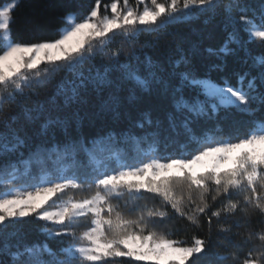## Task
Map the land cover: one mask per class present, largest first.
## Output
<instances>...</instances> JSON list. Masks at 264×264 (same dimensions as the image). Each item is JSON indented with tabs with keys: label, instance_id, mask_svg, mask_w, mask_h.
Listing matches in <instances>:
<instances>
[{
	"label": "snow or ice",
	"instance_id": "snow-or-ice-1",
	"mask_svg": "<svg viewBox=\"0 0 264 264\" xmlns=\"http://www.w3.org/2000/svg\"><path fill=\"white\" fill-rule=\"evenodd\" d=\"M17 3L13 0L0 8V113L5 103L24 97L25 89L49 82L60 72L76 77L71 88L63 82L57 86L69 103L79 99L90 83L111 85L114 81L109 79L108 67L103 72L97 70L92 77L82 71L83 65L93 58V51L105 48L110 53L109 61L121 70L120 79L133 82L135 89L142 92H170L172 110L166 114V129L164 121L154 122L150 112L143 113L135 127L144 129L155 123V128L139 140L131 132L101 135L100 139L109 143L120 137L139 144L147 141L148 147L138 148L131 157L116 151L98 163H92L95 156L84 138L54 144L44 139L32 147L27 137L12 128L9 117H0V184L4 185L0 192V264H115L117 258L139 264H196V259L212 248L213 218L215 231L239 236L246 243L260 242L253 243L241 264H264V229L234 231L242 219L253 214L264 223V115L249 121L250 126L242 135L225 133L220 127V119L230 121V127L235 128L240 122L237 114L255 117L254 105L264 108V91H257V81L264 87V54L251 57V67L258 68V74H238L235 86L227 79L216 83L192 71L182 73L177 86L156 71L144 74L139 67L119 63L122 49L112 51L109 47L117 35L135 38L145 30L159 31L220 8L228 23L243 25L250 41L264 44V6L250 18L249 9L241 0H135V6L129 0H122V5L121 0H113L111 15H101V2L96 0L83 19L76 13H66L59 38L24 43L14 38L10 29ZM228 43L241 44L237 33L230 34L222 52L231 51ZM117 104L114 96L106 108L116 112ZM221 111L224 115L218 118ZM209 121L216 123L209 126ZM70 123L67 119L49 120L41 134L47 137L56 128L67 131ZM95 142L93 138L92 143ZM25 148L27 157L21 152ZM169 148L174 150L169 152ZM81 152L88 163L77 161ZM52 157L58 165L48 168ZM64 160H71L70 169ZM36 167L38 173H34ZM18 173L23 183H17ZM85 189L94 191L79 199L68 195L70 190ZM144 193L158 197L159 206L137 205L131 209L135 215H131L118 210L120 206L112 202L125 195L135 202ZM169 208L186 220V228L203 229L204 216L207 237L193 236L191 243L186 244L170 238L171 233L156 231V218H168ZM33 215L54 226L44 229L49 239L67 236L71 240L55 250L47 240L12 243L8 236L10 225ZM230 216L237 217L231 224L223 219ZM82 224L86 226L78 231ZM216 255L222 262L238 260L230 251Z\"/></svg>",
	"mask_w": 264,
	"mask_h": 264
},
{
	"label": "trees",
	"instance_id": "trees-1",
	"mask_svg": "<svg viewBox=\"0 0 264 264\" xmlns=\"http://www.w3.org/2000/svg\"><path fill=\"white\" fill-rule=\"evenodd\" d=\"M11 1L13 0H0V7ZM100 2V13L106 15L113 0H100ZM95 3L96 0H18L11 14L10 29L14 38L24 43L59 38L60 30L65 26L66 13H76L79 19H83L90 13ZM129 3L135 6V0H129ZM241 3L248 7L247 15L250 18L258 14L264 6V0H241ZM105 5H109V7L106 9ZM233 32L237 33L241 44L228 43V48L231 51L224 53L221 49ZM109 47L112 51L122 49L119 63L139 67L141 73L144 74L149 70L156 71L160 77L177 86L181 74L186 71H192L199 77L211 79L216 83H222L227 79L235 86L238 74L243 72H250L251 76L258 74L259 69L251 67V57L264 54V44L259 40L250 41L242 24L228 23L222 8L217 9L215 13H199L181 22L164 26L159 31L145 30L135 38L117 35ZM109 54L108 48L103 51L97 50L93 58L83 65L82 71L86 77H92L95 76L97 70L103 72L108 67L110 69L109 79L114 81L111 85L97 86L90 83L87 89L82 90L79 99L69 103L57 91V86L63 82L66 87L71 88V82L76 77L72 73L60 72L55 79L49 82L31 90L25 89L24 97H17L16 101L5 103L0 117H9L12 128L18 130L21 136L27 137L32 147L40 144L44 139H47L48 144H54L80 137L85 139L88 148L94 153L95 159L92 163L108 160L109 156L116 151L126 157L134 156L138 148L146 149L148 147L147 141L139 144L134 140L125 141L118 137L116 142L109 143L101 140L100 136L109 132L114 135L131 132L135 134L136 140H139L140 137L152 132L155 128V123L151 127L145 125L144 129L135 127L136 122L142 118V114L145 112L151 113L154 122L164 121L166 129V114L172 110V96L170 92L163 93L161 91L158 94L156 90H153L152 93L136 90L133 82L120 79L121 70L109 61ZM149 62L152 65L151 69H149ZM257 91H264V87H261L259 81H257ZM114 96L118 99L116 112L106 108V105L112 103ZM254 107L257 108L255 117L237 114L236 119L240 122L235 128L230 127V121L223 119H220V127L225 129V133L232 132L234 135H242L248 130L249 121L264 115V108H260L258 105H254ZM29 115L31 119H29ZM223 115L224 113L221 111L218 118H222ZM66 119L71 121L67 131L63 128H56L49 131L47 137L41 134L47 121ZM208 123L211 126L216 121ZM93 138H95V143H92ZM173 150V148L168 149L169 152ZM21 152L25 157L29 155L26 148L21 149ZM76 159L82 164L88 163L83 152L79 153ZM129 162H131L130 159ZM63 163L69 169L72 167L71 160H64ZM57 165L55 157L47 162L48 168H55ZM22 172L23 168H21ZM38 172L39 167L34 168V173ZM21 173L17 174V183H23ZM3 191L4 185L0 184V192ZM93 191L94 189L92 191L88 189L84 191L70 190L68 195L79 199L91 195ZM63 198L67 199V196ZM234 198L239 199L240 197L235 196ZM222 199L224 198L221 197ZM112 202L120 206L118 210L131 215H135L131 209L137 205L141 208L147 205L150 208L153 204L157 206L160 204L159 198L153 197L149 193H144L143 198L135 202L129 201L127 195L119 200L113 199ZM126 202H128L127 208H125ZM219 202L217 201V203ZM168 211V218L163 220L156 218L154 225L156 231L165 234L171 233L170 238L184 241L186 244L191 243L193 236L207 237V222L204 216H201V220L205 223L203 229L186 228V220L179 217L170 208ZM223 219L231 224L237 217L230 216ZM215 225L216 218H213L212 248L206 253H202L196 259V264H241L253 243L256 245L260 243L258 240L246 243L239 236L219 233L215 231ZM85 226L82 224L78 231L83 230ZM45 227L53 228L54 226L33 215L25 218L22 222L10 225L8 236L14 244L17 242L31 244L47 240L54 250L60 248L62 243L66 245L71 240L67 236L49 239L44 232ZM149 227L151 228L153 225L150 224ZM248 229L256 231L264 229V223L261 222L258 215L253 214L248 219H242L239 227L234 228V231L244 233ZM225 251L235 253L238 260L220 261L216 253ZM5 259L7 260V258ZM115 264H139V262L130 261L128 258H117Z\"/></svg>",
	"mask_w": 264,
	"mask_h": 264
},
{
	"label": "rangeland",
	"instance_id": "rangeland-1",
	"mask_svg": "<svg viewBox=\"0 0 264 264\" xmlns=\"http://www.w3.org/2000/svg\"><path fill=\"white\" fill-rule=\"evenodd\" d=\"M12 2H13V1H11V2H9V3H7V4H10V3H12ZM7 4H5V5H7ZM5 5L1 6L0 8L4 7ZM108 9H109V12L107 13V15H111V9H110V7H109ZM13 10H14V9H13ZM64 27H65V26H64ZM64 27H63V28H64ZM96 52H97V50H94L92 55H95Z\"/></svg>",
	"mask_w": 264,
	"mask_h": 264
}]
</instances>
